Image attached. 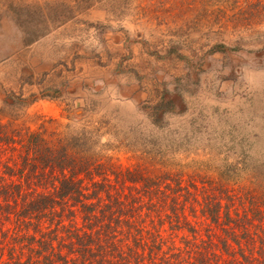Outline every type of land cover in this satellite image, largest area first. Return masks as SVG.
Segmentation results:
<instances>
[{"label": "trees", "instance_id": "16d2710c", "mask_svg": "<svg viewBox=\"0 0 264 264\" xmlns=\"http://www.w3.org/2000/svg\"><path fill=\"white\" fill-rule=\"evenodd\" d=\"M110 1L68 0L58 12ZM168 1L224 37L222 49L264 28V0ZM4 117L1 108L0 264H264V164L103 143L102 121L32 129ZM122 149L130 166L114 160Z\"/></svg>", "mask_w": 264, "mask_h": 264}, {"label": "rangeland", "instance_id": "374dc122", "mask_svg": "<svg viewBox=\"0 0 264 264\" xmlns=\"http://www.w3.org/2000/svg\"><path fill=\"white\" fill-rule=\"evenodd\" d=\"M12 2L0 0L6 120L73 130L102 121L103 143L264 164V28L222 49L224 37L168 0H114L71 15L58 12L68 0ZM113 157L134 162L124 149Z\"/></svg>", "mask_w": 264, "mask_h": 264}]
</instances>
